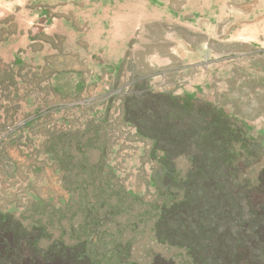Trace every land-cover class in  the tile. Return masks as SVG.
<instances>
[{"label": "rangeland", "instance_id": "1", "mask_svg": "<svg viewBox=\"0 0 264 264\" xmlns=\"http://www.w3.org/2000/svg\"><path fill=\"white\" fill-rule=\"evenodd\" d=\"M125 3L136 14L144 9L146 17L152 16L151 7L168 14L169 6L186 4L185 0H0V45L26 41L18 49L13 46L18 65L14 74L0 70V210L27 226L44 225L48 243H86L102 263L119 255L126 263L151 264L162 258L190 264L184 250L155 239L159 210L173 194L160 189V168L150 158L151 142L124 123L120 103L137 84L149 87L158 75L164 83L183 87L184 73L136 69L138 64L132 65L131 59L126 68L114 69L101 53L93 55L87 47L92 41L88 26L104 29L110 10ZM161 28L167 35L177 27L166 23ZM144 29L148 31L147 25ZM80 42L86 47L79 48ZM66 44V51H85L80 62L89 61V68L82 70L86 90L71 100L55 101L53 96L46 102L52 95L47 89L41 95L39 72L33 69L48 55L63 53ZM203 48L205 70L194 74L215 71H209L210 61L214 68L220 65L213 62L216 45L205 42ZM70 53H65L67 67L76 65ZM235 58L239 62L243 56ZM9 79L17 84L15 89H9ZM248 134L263 149L262 161L251 170L253 177L264 168V135ZM187 169L188 162L180 159L178 179Z\"/></svg>", "mask_w": 264, "mask_h": 264}, {"label": "trees", "instance_id": "2", "mask_svg": "<svg viewBox=\"0 0 264 264\" xmlns=\"http://www.w3.org/2000/svg\"><path fill=\"white\" fill-rule=\"evenodd\" d=\"M122 107L124 123L151 142L160 189L174 195L159 210L157 242L184 250L190 264H264V168L251 176L263 149L244 125L211 102L154 92L145 82ZM180 159L188 169L178 179ZM46 241L44 225L0 210V264H134L119 255L102 263L84 242Z\"/></svg>", "mask_w": 264, "mask_h": 264}, {"label": "crops", "instance_id": "3", "mask_svg": "<svg viewBox=\"0 0 264 264\" xmlns=\"http://www.w3.org/2000/svg\"><path fill=\"white\" fill-rule=\"evenodd\" d=\"M185 3L180 8L169 6L168 14H162L160 7H151L152 16L147 17L144 9L136 14L128 7L129 3L118 4L117 11L110 10L112 15L108 16L110 21L104 24V29L98 31L97 27H101L98 24L88 26L92 41L89 39L87 47L93 55L101 53L106 64L114 69L126 68L130 59L132 65L138 64L136 69H180L186 81L183 87L176 82L164 83L158 75L149 81V88L211 102L242 123L250 134L264 135V77H258L264 74V0H185ZM166 23L174 24L176 30L162 34L161 26ZM146 25L148 31L144 29ZM98 33L101 34L97 44ZM101 37L104 41H100ZM8 41L7 45H0V70H7L11 76L18 68L13 46L17 44L18 49L26 41ZM205 42L216 45L213 62L220 65L214 68L210 61L209 71H215L194 74L205 70L201 62L206 53ZM80 43L76 44L79 48L86 47ZM66 50L67 44L63 53L48 55L33 69L39 72L36 76H40L41 95L45 89L52 95L46 96V102L53 96L55 101L71 100L84 95L86 90L82 70L89 68V61L80 62L85 51ZM66 52L74 55L69 58L76 60L75 66L64 64ZM224 55L227 57L221 59ZM238 56H243L239 62L235 58ZM10 82L11 79L9 89H15V81Z\"/></svg>", "mask_w": 264, "mask_h": 264}]
</instances>
